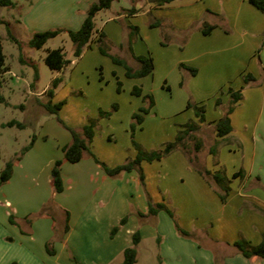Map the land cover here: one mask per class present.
<instances>
[{
  "label": "crops",
  "instance_id": "obj_1",
  "mask_svg": "<svg viewBox=\"0 0 264 264\" xmlns=\"http://www.w3.org/2000/svg\"><path fill=\"white\" fill-rule=\"evenodd\" d=\"M97 1L32 0L21 23L29 35L54 27L76 31L87 17L90 5ZM13 7L18 6L15 3ZM159 21L160 26L150 25ZM204 24L215 28L205 35L201 31ZM130 26L139 28L135 39L130 38ZM100 34L105 35L103 47H107V53L133 69L139 66L136 57L153 58V73L139 78V84L133 80L129 89L131 95L137 87L141 90L139 97L152 96L154 105L149 112H161L164 117L185 113L183 119L169 128L170 137H174L176 128L184 129L187 122L198 121L194 110L187 108L190 99L205 106L208 126L197 133L202 146L198 152L192 150L191 157L200 169L211 173L224 169L231 180L230 192L222 202L181 152L144 163L146 185L139 192L140 210L147 214L148 194L153 203H163L174 211L178 225L192 233L195 241L180 236L173 219L163 210L156 216V228L150 223L140 226L135 216L134 228L139 227L142 233L147 229L156 235L162 248L168 241L166 234L170 235L167 249L163 248L166 264H214L216 261L264 264V259L249 260L233 246L240 238L258 245L264 234V80L261 78L264 77V44L259 51L264 39V14L249 0H174L162 7H155L149 0H114L102 18L101 28H96L94 41L84 49L77 63L70 62L81 69L80 74L85 71L87 59L104 62L101 52L95 49ZM161 38L173 39V44L162 46ZM181 65L195 69L196 74L192 75ZM111 68L119 77L126 74L121 67ZM246 71L257 77L260 84L242 90L243 98L230 114L232 131L225 137H216L213 123L223 116L216 99L219 97L226 104L228 89L240 90L244 86L241 77ZM157 73L162 80L155 85ZM162 90L169 91L171 96L167 98ZM174 92L179 96L176 100ZM52 102L55 103L53 99ZM127 112L132 117L136 113L134 105ZM4 124L0 126L4 128ZM69 143L67 136L54 151L48 152L37 139L15 162L10 180L0 186V264H57L75 228L83 223L82 228L91 230L98 223L91 225V220L88 221L89 218L93 221L98 212L93 202L101 198L103 201L98 199L97 203H105L107 196H113L116 184L90 155L74 164L79 171L73 174L72 184L78 192L87 189V195L93 196L92 203L86 202L77 215L72 203L63 198V192H55L51 176L54 163L62 159V148ZM214 147L215 154H212L210 149ZM1 158L0 150V161ZM66 166L64 162L61 175ZM239 171L242 175L234 177ZM126 174V180L134 182V171ZM49 204L53 206L51 210L47 209L50 206L46 207ZM67 213L69 231L61 237V249L53 250L51 255L46 245L54 235L57 217L65 222L64 232ZM40 214V220L36 221Z\"/></svg>",
  "mask_w": 264,
  "mask_h": 264
},
{
  "label": "rangeland",
  "instance_id": "obj_2",
  "mask_svg": "<svg viewBox=\"0 0 264 264\" xmlns=\"http://www.w3.org/2000/svg\"><path fill=\"white\" fill-rule=\"evenodd\" d=\"M31 1L13 0L14 5L16 3L18 7L0 6V41L5 55V64L8 68V71L0 77L2 82L0 90L5 98V102L0 103V124L18 121L26 125L24 129L17 127L2 128L0 126L2 157L0 166L2 168L5 166L6 160L13 161L19 156L22 158L24 148L29 146L33 138L35 141L38 139L39 145H42L46 151L51 152L54 151L57 144L64 142L65 137L69 136L70 141L72 140L70 128H81L90 123L91 120H95L96 124L91 150L99 161L110 167L118 166L128 159L135 158L140 150L156 151L163 148L167 142L174 140L177 132L182 128L175 129L174 137H170L169 128L183 119L185 113L178 114L175 117H164L161 112L155 111L147 114L139 112L141 107H147L148 100H144L135 94L131 95L129 89L133 80L134 84H139V78H131L126 74V76L119 77L111 67H121L122 70L124 69V73L126 68L114 63L110 55L101 53L100 56L98 54L104 59V62L97 63L96 60L87 59L85 61V71L81 74V69H76L75 63H69L61 71L50 70L44 62L48 50L63 47L67 59L76 62L78 58L73 56L74 47L67 32H62L57 37L48 40L40 49L30 46L29 41L34 33L32 35L28 34L22 26L21 19L28 12ZM20 4H22L21 7ZM107 11H101L96 16V28H101L102 18H105ZM58 28L64 29L54 27L48 30ZM9 31L17 39V43L10 39ZM161 39L162 46V42L165 43L164 46L173 44V39L167 41ZM95 45L97 46H95V49L99 53L97 42ZM105 49L107 50V47ZM107 61L110 65H107ZM163 73L164 71L161 75ZM246 73L251 72L246 71L244 74ZM161 75L157 73L155 85L162 80ZM55 76L60 77L62 80L54 90L53 101L62 105L58 114H51L42 106L43 102L48 101V97L45 94L37 95L36 93L45 91L48 86L50 87L49 84ZM255 78L257 79V77ZM241 80L244 82L243 76ZM149 82L151 83V80ZM154 83L152 84L154 85ZM259 84L260 82L257 81V85ZM158 90L160 89L158 88ZM161 92L167 98L171 96L167 90ZM178 97L174 92L173 99L176 100ZM157 98V101L161 100L159 96ZM114 104H117L119 108L114 109ZM133 105L134 112L144 116V120L140 124L136 120L133 121L132 117L128 115L127 111ZM189 109L194 110L193 108ZM101 111L108 113V115L101 114ZM128 121L134 122V131H132L131 123L128 124ZM88 156L86 154L85 159ZM92 159L96 162L94 157ZM144 163L149 164L152 162L143 161L142 165ZM96 164L98 168L100 167L104 171L101 165L97 162ZM76 167L74 164L67 162L62 175L64 181L62 195L69 203H72L73 210L78 215L83 211L86 202L90 204L93 196L92 194L87 195V189L78 192V189H75L72 184L73 174L79 171L75 169ZM127 177L128 174L126 173L117 177H110L113 183L116 184H114L113 196H107L105 203H97L99 202L98 199H100V202L103 199L96 198L93 206L94 210H98V212L93 217V221L92 218L88 220H91V225L96 221L98 223L91 230L82 228L83 223L80 224V227L78 225L71 235L69 246H66V249L61 252L57 264H122L125 259L124 249L133 246V234L140 230L139 227L134 228V216L138 219L140 226L150 223L156 228L158 225L157 215L138 216V212H142L141 207H139L141 206L139 192L140 190L144 191L138 173L134 171V182L127 181ZM145 177L146 174L144 173V183L146 185ZM49 206L50 208L47 209L51 210L53 206L49 204L46 207ZM41 215H38L35 220L39 221ZM124 217H127V221L124 225H120ZM64 223L63 220L57 217L54 235L47 243L49 251L61 249V237L65 233L62 232ZM116 226L119 227V230L113 234L112 230ZM140 233L141 240L136 246L137 255L134 264H166L163 248L167 249V245L171 240L170 235L166 234L168 241L162 248L161 240L156 235L147 229H144L143 233L140 230ZM188 239L195 241L194 237H188ZM49 251L48 253L52 255L53 253Z\"/></svg>",
  "mask_w": 264,
  "mask_h": 264
},
{
  "label": "trees",
  "instance_id": "obj_3",
  "mask_svg": "<svg viewBox=\"0 0 264 264\" xmlns=\"http://www.w3.org/2000/svg\"><path fill=\"white\" fill-rule=\"evenodd\" d=\"M114 0H98L95 3H92L88 9L87 17L85 18L82 26L80 29L73 31V30H66V29H52V30H46L42 32H35L30 41L29 44L31 47L40 49L42 48L48 40L57 37L62 32H67L69 39L73 43V56L75 58H79L81 54L83 53L84 49L90 45L95 39L96 36V23L95 19L96 16L101 12L110 9L112 2ZM174 0H149L151 4H153L155 7H162L164 5L170 4ZM249 3L254 6L256 9H258L260 12L264 14V0H249ZM0 6L1 7H12L14 6L13 0H0ZM130 10L129 12H131ZM161 22H157L156 24H150L151 26H160ZM215 28L214 25L204 24L201 28V31L203 34L208 35L211 33V31ZM130 38H136L139 33V28L137 26H130ZM10 39H12L14 42H18L17 39L11 34L9 31ZM104 36L103 34H100L97 38V44L99 51L104 55H109L105 48L103 47L104 44ZM131 39V40H132ZM163 45H165L164 42H162ZM264 44L263 42L259 48V51L261 47ZM111 59L114 63L122 65L126 68V75L131 78H142L148 75H151L154 71V61L151 56H139L136 57V61L138 63V68L133 69L130 66L126 64L123 60L114 57L112 55ZM45 64L49 67L52 71H61L64 69L71 60L67 59L65 56L64 48L60 47L57 49L48 50L45 58H44ZM181 68L188 69L192 75L196 74V70L193 68L184 67L181 65ZM8 71V68L5 64V55L3 52V46L0 41V77H2L6 72ZM264 72V71H263ZM61 78L56 77L51 81L50 87L45 91V95L48 97L47 102H43L42 106L46 111H48L51 114H58V111L61 109V103H53L52 99L54 96V90L58 87V85L61 83ZM244 80V86L237 91H234L232 89H228L229 93V99L226 104H223L221 99L218 97L216 99V106L220 108L223 111V116L216 121L213 126V129L216 133V137H225L232 131V125H231V119L230 114L234 111L235 107L238 105L240 100L243 98L242 90L245 87L253 86L257 84V79L251 74L246 73L243 75ZM262 80H264V77H262ZM2 86V82L0 81V89ZM223 92V91H221ZM133 93L135 95L140 96L141 90L139 88H134ZM144 100H149V104L147 107H141L140 111L143 114H147L150 110V108L154 105V101L152 99V96H144ZM5 98L1 94L0 90V103H4ZM114 109H117V104L113 105ZM187 108H193L194 113L198 119V121H189L187 122L183 128L180 129L174 140L167 142L163 148L147 152L142 151L138 152V155L135 158L128 159L125 163L120 164L115 167H110L106 165L105 163L99 161L94 154L92 153V141L95 136V120H91L90 123L82 126L81 128L74 129L70 128V133L72 136V140L69 144L65 145L62 148L63 151V158L57 160L54 163V166L51 170V176L53 181L54 190L56 193H61L64 190V183L63 178L61 175V167L64 162H69L71 164H76L80 162L86 154L94 157L96 162L102 166L103 170L109 177H117L120 176L123 173H129L132 171H136L138 173L139 180L143 187H145L144 183V172L142 168V162L148 161L153 162L156 160H161L162 158L169 156L173 152H181L186 156L189 163L203 176V178L206 180V182L214 189V191L218 194L222 202L226 201V198L230 192V182L231 180L227 177L225 170L220 169L214 173H211L210 171L206 169H200L199 166H197L194 162V159L191 157V152L194 150V152H198L202 146L201 140L198 138L197 133L201 131V129H204V127L208 126L205 125L206 118L205 113L206 109L205 106L201 103H196L192 101L191 99L188 101ZM103 115H108L106 112H102ZM133 121L136 120L138 124L142 123L144 120V116L140 113H134L132 116ZM4 127H17L19 129H24L26 125L24 123L18 122V121H9L4 124ZM131 129L134 131V122L131 123ZM35 142V139H32V142L29 144V146L25 147L22 153V156L31 149ZM193 147V148H192ZM210 152L212 154H215V147L210 149ZM21 159V156L16 158V160L9 161L5 164V166L2 168L0 166V186L7 183L13 174L14 164L16 161H19ZM243 172L239 171L234 174V177L241 176ZM147 203H148V212L147 214H144L142 212H138V216L144 217L147 215H157L159 211H166L175 221V227L178 231V234H180L183 237H193V235L183 230L177 222V218L175 216V213L170 210L165 204L163 203H153L150 196L147 194ZM10 221L13 223V217H10ZM127 221V217H124L121 220L120 225H124ZM119 230V227L116 226L113 228L112 233H117ZM69 231V213H67L66 218V225L64 228V232L67 233ZM141 240V233L139 230H137L133 234V246L128 247L124 250V261L122 264H134L136 262V255L137 250L136 246L139 244ZM234 248L242 254L244 257H246L249 260H252L254 258L258 259H264V234L262 237V241L258 245H252L244 238H240L233 244ZM48 249V245H47ZM49 251V249H48ZM49 252H53L49 251ZM16 264V263H13ZM214 264H220L219 262H215Z\"/></svg>",
  "mask_w": 264,
  "mask_h": 264
}]
</instances>
